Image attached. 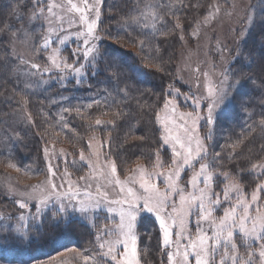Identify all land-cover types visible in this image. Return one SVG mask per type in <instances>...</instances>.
<instances>
[{"label":"snow or ice","instance_id":"6c2138e0","mask_svg":"<svg viewBox=\"0 0 264 264\" xmlns=\"http://www.w3.org/2000/svg\"><path fill=\"white\" fill-rule=\"evenodd\" d=\"M141 2L142 0H138L135 14L129 18L130 26L148 28V21L151 20L150 27L155 31L157 24L166 27L168 21L165 17L169 14L173 20L176 19L178 9L174 10L169 0L147 3L143 8L140 6ZM102 4L103 0H61L59 3L57 0H32L31 4H21L20 0H16L12 14L18 20H23L26 16L30 25L42 29V42H36L38 48L34 43L32 51L46 54L48 61L42 71L38 63H31L30 69L37 71H28L26 75L39 74L41 83H47L43 80L45 74L49 78L59 77L62 81L72 76L77 83L89 74L95 76L96 61L100 57L98 43L101 37L97 29ZM219 11V7H215L214 12ZM214 12H209L208 16L213 17ZM66 19L69 28L76 25L77 30L72 36L79 42L72 51L71 63L63 56L59 47L69 40L64 27ZM175 27L179 28L181 25L176 23ZM16 31L27 38L28 33L23 29ZM140 45L142 50L146 48L143 41H140ZM13 53L22 64L28 63L22 55L15 53V49ZM156 67L163 71L160 64ZM261 71L264 72V67ZM242 80L239 74L226 69L220 73L218 80L209 79L203 84L197 81V91L191 94H184L176 89L173 96L169 91V98L164 101L161 112L154 114L162 131L159 142L171 154L169 161L165 162L161 158L160 149H157L148 157L152 161L150 168L137 165L131 175L121 179L116 160L106 158L105 170L97 177L103 183L95 187V194L90 190L81 193L80 186L72 181H68L67 187L64 183L57 184L47 180L34 186L15 201L22 210L18 217L19 223L12 226V230L0 231V247L23 246L33 242L29 224H42L43 214L48 210H54L60 217L57 221L59 226V223L66 220L71 224L72 213L83 217L106 208L108 213L113 214L114 224H106L98 229L90 248L81 250L74 246L63 247L57 254L68 252L71 256L57 264H70V261H75V264H141L137 227L144 214L152 215L157 222L160 248L166 256L167 264H264V162L252 165L258 182L248 195L228 173L217 171L223 158L219 152L212 153L210 157V145L207 143L212 140L218 122L226 115L228 105L232 104L247 82H254L253 77H247L243 82ZM261 83L264 84V80ZM119 91L127 97L131 89L125 86ZM181 96L184 103L190 105L191 111H178ZM110 97L111 93L105 91L101 97L93 99L88 107L92 104H106ZM73 110L79 113L81 108L64 109L65 112ZM116 115L122 117L125 113L121 110ZM63 119L62 116L61 120ZM201 121L208 129L203 137L199 133ZM104 123L113 124L114 121L95 119L96 125ZM260 125L264 126V118ZM139 139L143 140L144 137ZM88 146L91 148V140ZM43 152L47 157L49 149L45 147ZM93 155L99 158L101 153L96 151ZM79 159L89 168L93 167V161L85 157L83 150L80 151ZM7 166L20 171L11 158L8 159ZM47 172L52 177L56 176L50 162ZM185 173L188 174L187 179L182 181ZM64 175H71L67 168L64 169ZM218 176L224 180L220 192L215 190L219 186L216 184ZM63 179L62 176L61 180ZM80 180L85 181V189L92 187L86 176H81ZM106 185L116 190L117 198H110L111 193ZM2 219L4 217L0 214V220ZM237 237L241 240V245L237 244ZM241 246L244 252H241ZM32 264L43 262L34 260Z\"/></svg>","mask_w":264,"mask_h":264},{"label":"trees","instance_id":"16d2710c","mask_svg":"<svg viewBox=\"0 0 264 264\" xmlns=\"http://www.w3.org/2000/svg\"><path fill=\"white\" fill-rule=\"evenodd\" d=\"M149 1L156 0H142L140 6ZM222 1L169 0L174 10L178 9L176 19L173 20L169 14L165 17L168 21L166 27L160 25L159 30L151 34L141 30L124 32L122 18L128 17L134 11L138 0H114L115 4H109L105 8L103 32L106 42L102 44L101 50L106 56L103 55V59L97 63L95 76L91 75L87 85L80 88H76L73 84L75 82L66 86L56 82L57 84L47 89L22 92L15 81L16 62L11 59L6 44L0 40V117H6L10 110L21 105L32 122L31 126L21 131L12 152L0 154V173L8 167L9 158L12 162L19 160L22 164L33 160L41 161L44 145L56 141L48 140L51 135L46 127L57 124V115L61 108H81L79 113L74 110L66 112V125L72 129V133L66 135L69 139L66 145L81 148L93 136L104 140L108 136L111 150L119 165L120 157L131 163L134 159H146L157 149H160V155L162 151L164 155L167 154L166 148H162L159 142L160 129L154 114L162 110L164 101L169 98V91L172 94L176 89H180L184 94L188 92L176 79L182 39L193 31L198 20L206 16L213 3ZM9 16L7 0H0V29H3L0 35L9 25ZM176 23L181 27H175ZM140 41L146 45L144 50ZM248 46L252 61L249 66L243 63L238 71L243 80L253 77L254 82L245 84L248 93L244 99L245 103H242L245 105L241 112H236L237 117L235 115L232 121L228 120L225 124L231 131L237 152L240 154V157L236 156L228 161L227 169L241 180L244 179L247 168L264 162V127L260 125L261 119L264 118V84L261 83L264 80V72L261 71L264 67V25L257 26L252 32ZM157 64L161 65L163 71L157 70ZM135 67H140L145 72V78L141 79L135 74ZM125 86L131 89L127 97L119 91ZM105 91L111 93L106 104H92L90 108H86ZM63 95L70 97L67 103L62 102ZM121 110L125 115L118 117L116 114ZM97 118L103 122L114 123L96 125ZM244 124H247L246 128ZM56 142L63 144L61 140ZM142 162L152 163L144 160ZM33 236V242L23 245L20 254L7 255L0 252V257L3 258L0 261L6 264H29L34 260L48 258L65 246L83 247L93 243V235L89 229L75 222L66 227L43 223Z\"/></svg>","mask_w":264,"mask_h":264},{"label":"rangeland","instance_id":"374dc122","mask_svg":"<svg viewBox=\"0 0 264 264\" xmlns=\"http://www.w3.org/2000/svg\"><path fill=\"white\" fill-rule=\"evenodd\" d=\"M7 2L10 8V20L6 31L0 35V40L6 44L11 59H14L16 62V70L14 73L16 84L20 87L19 89L22 92H30L37 89H47L57 83L66 86L72 82H75L73 84L76 85V88L87 85L91 74L82 78L80 83H77L76 78L72 76H69L67 80L62 81L59 77L53 76L52 78H49V75L45 74L43 80H46L47 83H41V77L39 74L36 76L26 75L28 71H37L35 69H30L31 63H38L41 66V71L48 65L46 54H41L39 51L33 53L32 51L34 43L42 42L40 41L42 29L36 25H30L26 16L23 20H18L16 15L12 14V10L16 7V0H7ZM26 2L31 4L32 0H20L21 4ZM57 2L59 3L61 0H57ZM74 2H79V0H74ZM156 2H158V0L149 1L148 3ZM109 4H115L114 0H103L101 6V19L97 29L98 35L101 37L98 43L100 57H98L96 61V66L97 63L103 59V55L106 56L101 48L103 46L102 44L106 42L103 26L105 22V8ZM215 7H219L220 11L214 12ZM141 8H143V6ZM209 12H214V16L209 17ZM134 14L133 11L128 17L122 18L124 21L121 24H123L122 27L124 32L129 30H141L154 34L159 30L160 24H157V30L155 31L150 27L151 20L148 21V28L138 27L136 25L130 26L129 18ZM259 25H264V0H223L222 2L213 3L209 7L206 16L203 19L198 20L193 31L186 35V38L182 39L183 46L179 53L176 79L187 89L188 92L185 94H191L192 92L197 91V81H199L200 84H203L209 79L218 80L220 73L226 69L230 70L232 73L239 74L242 78V75L238 70L241 69L240 67L243 63L246 66H249L252 61V58L248 54L250 50L248 42L250 41L252 32L255 31L256 27ZM64 27L69 35V40L65 45L59 47L61 48L63 56L68 58L71 63L73 62L72 51L79 43L72 36L77 28L75 24L69 28L67 19ZM17 29H23L27 32V38L22 36L20 32L16 31ZM64 34L65 33H61V35ZM14 36L15 39L13 40ZM36 46L38 48V43H36ZM13 49H15L16 54L22 55L28 63L22 64L19 59L16 58ZM235 64L236 66H234ZM134 71L139 78H145V72L140 67H135ZM204 73H207L208 75L205 76ZM29 85H31V87H29ZM247 93L248 90L245 89L244 86L240 90L239 95H236L232 104L228 105L226 115L218 122L213 131L212 140L207 143L210 145V157L212 153L219 152L223 158V164L218 167L217 171L228 173L232 179L240 184L244 193L250 195L258 182L252 171V167L245 170L246 174L242 180L234 175V173L231 174L227 169V166L229 165L228 161H231L233 157H240V154L237 152L231 131L225 125L226 121H232L235 118V115L237 117V114L241 112V109L245 105L242 103H245L244 99ZM172 95L175 96V90ZM61 98L62 102L67 103V100H69L70 97L63 95ZM179 100L178 111L192 110L190 105L184 103L183 96H181ZM86 108L88 109L89 107ZM64 109L65 108H61L58 112L57 124L51 125L53 127H46L51 135L48 140H61L64 145L56 141L49 142L43 147V149L47 147L49 153L46 157L42 150L41 161L33 160L30 163L22 164L19 160H14L13 163L19 166L20 171H17L14 167H7L4 172L0 173V214L4 217V219L0 220V231L12 230V226L19 223L18 217L22 210L19 209L18 204L15 201L22 198L21 194L31 191L34 186L41 185L46 180L57 184L64 183L65 187H67L68 181H72L80 186L79 190L81 193L90 190L93 191V194H95V187L98 184L103 183V180L97 179V177H99L101 171L105 170L104 161L106 158L115 159V155L110 147V137L107 136L106 140L101 139L98 136L91 137V148L88 146L90 140L81 148H77L75 145H72L73 147L66 145V141L69 140L66 135L72 133V129L66 125L67 118ZM7 114L6 117H0V154L12 152V149L20 138L21 131L32 125L26 109L21 105H19V108L10 110ZM62 116L64 118L63 120H61ZM244 126L246 128L247 124H244ZM207 131V127H205L203 121H201L199 129L200 135L203 137ZM161 135L162 131L160 129V136ZM81 150H83L86 158H90L93 161L92 168H89L85 162L79 159ZM96 151L101 153L99 158L93 155ZM166 153L167 154L165 155L163 151L161 153V158L165 162L169 161L171 155L168 150ZM65 160L67 163H65ZM120 160L121 165H119L117 160L116 163L121 179H125L128 175H131L137 165H143L150 168L151 164L148 162H146L147 164H143V160L152 162L148 157L140 161H135L134 159L131 163L130 161H124L121 157ZM49 162L53 165V170L56 171L55 177L50 176L47 172ZM65 168H67L68 173L71 175H64ZM29 169L31 171H29ZM37 172L39 174H36ZM187 175V173L182 175V181L187 179ZM62 176L64 177L63 180H61ZM81 176L87 177V182L92 186L90 189H85V181L80 180ZM216 184L219 186L216 187L215 190L220 192L224 184L223 177L218 176ZM106 187L111 193L110 198H117L116 190L112 189L111 186L106 185ZM32 203H38V201H32ZM32 211L33 213L35 212L34 207ZM112 215L113 214L107 212L106 208H103L95 214L89 213L87 216L83 217L78 213H72L70 219L72 222L88 228L93 235L94 241V234L98 229H102L106 224L109 226L114 224ZM8 217H12V219H8ZM59 219L60 217L55 214L54 210H48L43 214V223L56 225L57 227V221H59ZM42 224H39V226H33L30 222L29 228L31 236L40 230ZM59 225L66 227L69 223L66 220L59 223ZM137 233L139 235L138 252L140 253L141 264H167L166 256L160 248V233L158 225L152 215L144 214L143 219L138 223ZM237 244L241 245L239 237H237ZM22 247L23 246L15 245L4 246L0 247V252H5L7 255L20 254ZM90 247H92V245H85L78 248L83 250ZM240 250L241 252H244L242 246ZM70 256L71 253L68 252H64L63 255H58L56 253L41 260V262H43V264H57L58 261ZM0 264L6 263L0 261ZM70 264H75V261H70Z\"/></svg>","mask_w":264,"mask_h":264}]
</instances>
